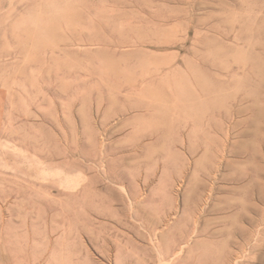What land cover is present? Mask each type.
Listing matches in <instances>:
<instances>
[{"label":"rangeland","instance_id":"374dc122","mask_svg":"<svg viewBox=\"0 0 264 264\" xmlns=\"http://www.w3.org/2000/svg\"><path fill=\"white\" fill-rule=\"evenodd\" d=\"M0 264H264V0H0Z\"/></svg>","mask_w":264,"mask_h":264}]
</instances>
